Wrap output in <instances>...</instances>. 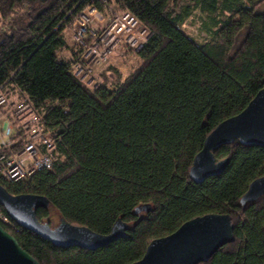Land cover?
Instances as JSON below:
<instances>
[{"label": "trees", "instance_id": "1", "mask_svg": "<svg viewBox=\"0 0 264 264\" xmlns=\"http://www.w3.org/2000/svg\"><path fill=\"white\" fill-rule=\"evenodd\" d=\"M129 10L150 35L125 78L113 66L94 85L71 71L79 49L66 37L77 11ZM197 9L203 42L180 25ZM0 85L19 86L60 138L61 157L11 194L48 199L73 225L125 235L96 248L60 247L18 227L8 230L39 264H129L147 244L207 213L228 214L234 239L198 264H264V194L240 204L264 175V147L234 140L213 150L224 170L201 183L188 176L206 136L264 87V0H0ZM123 79V80H122ZM150 204L147 212L134 208ZM0 209L2 207L0 206Z\"/></svg>", "mask_w": 264, "mask_h": 264}, {"label": "water", "instance_id": "2", "mask_svg": "<svg viewBox=\"0 0 264 264\" xmlns=\"http://www.w3.org/2000/svg\"><path fill=\"white\" fill-rule=\"evenodd\" d=\"M240 143L264 147V87L259 89L238 114L220 122L204 139L201 150L194 156L188 176L194 183L220 174L229 158L216 160L213 150L222 144ZM264 194V175L255 178L240 198L242 206ZM0 206L19 227L30 230L60 247L96 249L121 238L128 224L117 219L106 234L85 226L73 225L63 217L50 226L36 217V209L48 208L45 196L11 194L0 184ZM150 204L134 208L147 212ZM234 239L233 225L228 214L207 213L183 222L172 233L151 240L143 256L129 264H198L207 261L214 252ZM0 264H39L20 247L14 236L0 225Z\"/></svg>", "mask_w": 264, "mask_h": 264}, {"label": "built area", "instance_id": "3", "mask_svg": "<svg viewBox=\"0 0 264 264\" xmlns=\"http://www.w3.org/2000/svg\"><path fill=\"white\" fill-rule=\"evenodd\" d=\"M68 26V41L79 49L71 71L90 86L114 56L133 55L137 60L136 53L150 35L149 28L129 10L101 11L91 4L77 11ZM59 141L57 132L19 86L0 85V181L26 182L50 169L61 157ZM0 225L12 231L19 227L1 209Z\"/></svg>", "mask_w": 264, "mask_h": 264}, {"label": "rangeland", "instance_id": "4", "mask_svg": "<svg viewBox=\"0 0 264 264\" xmlns=\"http://www.w3.org/2000/svg\"><path fill=\"white\" fill-rule=\"evenodd\" d=\"M208 17L206 14L201 13L199 10L194 9L191 12V15L180 25L181 30L186 33L188 36L192 37L196 42H203V38H205V31L201 28V22L208 21ZM2 23L0 22V26ZM66 37H70L69 32L67 31ZM68 40V39H67ZM133 55H127L124 59H117L115 56L110 60V66L116 67L122 74L127 73L129 70V64H131L133 60ZM134 64V63H133ZM109 67V66H108ZM102 74V73H101ZM100 74V75H101ZM97 80L100 82L101 79L97 77ZM49 220L52 226L58 223V215L57 212L50 208L49 210Z\"/></svg>", "mask_w": 264, "mask_h": 264}, {"label": "crops", "instance_id": "5", "mask_svg": "<svg viewBox=\"0 0 264 264\" xmlns=\"http://www.w3.org/2000/svg\"><path fill=\"white\" fill-rule=\"evenodd\" d=\"M138 60V59H137ZM137 60H135L134 59V61L131 63V64H129V67H131L132 65H134L135 64V62H137ZM134 63V64H133ZM121 73V72H120ZM127 73H128V71H127ZM127 73H125V74H122V78H125L126 77V75H127ZM123 80V79H122Z\"/></svg>", "mask_w": 264, "mask_h": 264}]
</instances>
